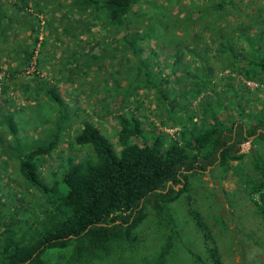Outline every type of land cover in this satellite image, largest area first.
<instances>
[{
	"label": "trees",
	"instance_id": "1",
	"mask_svg": "<svg viewBox=\"0 0 264 264\" xmlns=\"http://www.w3.org/2000/svg\"><path fill=\"white\" fill-rule=\"evenodd\" d=\"M29 1L0 0V59L5 63L3 58L10 54L16 60L13 67L5 63L0 96L10 76L31 65L36 44L33 64L34 70L39 68L37 55L45 43L43 38L37 43L32 22H21L30 29L22 41H11L12 36L5 33L15 14L9 15L3 5L9 4L12 12L25 14L28 8L41 14L39 8L31 9ZM138 1L67 0L65 7L61 0L49 3L72 13L76 8L81 17L92 14L90 24L82 27L86 30L102 17L112 26L113 35L124 38L125 31L136 34L121 25L140 16L133 9ZM217 6L213 2L210 10L206 6L194 10V20H201L200 31L189 46L175 42L168 72L152 69L156 64L146 57L155 53L150 46L149 51H135L139 55L134 62L112 77L118 85L126 80L125 87L115 89H120L116 91L119 99L111 102L114 144L97 124L82 119L71 142L84 150L83 155L60 149L55 167L59 168L50 169L49 181L41 168L58 148L60 125L53 127L55 132L51 129L47 142L27 146L21 144L23 128L13 112L0 115V130L11 136L0 134L2 166L14 159L20 178L17 188L3 192L8 186L0 175V264H172L176 244L185 251L188 264H225L207 218L190 195L194 189L190 181L207 169L209 174L218 169L219 178L224 179L245 161L249 170L241 175L239 185L264 225V89L259 86L264 84V39L242 37L235 23L226 30L219 28L222 22L216 24L218 19L210 18ZM254 33L251 29L250 34ZM132 48L124 52L128 58L136 55ZM240 80L254 82L256 87L250 89ZM42 91L57 107L52 111L55 123L70 116L73 111L66 102L62 104L54 86L42 85ZM144 97L155 104L161 126L173 129L172 134L152 122L149 128L144 126L143 114L136 113ZM243 146L248 151H242ZM179 201L185 205L186 216L181 218L172 207ZM214 220L224 231L228 229L222 216ZM189 230L193 238L187 240L184 234ZM188 241L196 248L191 249ZM262 242L264 246V238ZM260 262L258 258L245 264Z\"/></svg>",
	"mask_w": 264,
	"mask_h": 264
},
{
	"label": "rangeland",
	"instance_id": "2",
	"mask_svg": "<svg viewBox=\"0 0 264 264\" xmlns=\"http://www.w3.org/2000/svg\"><path fill=\"white\" fill-rule=\"evenodd\" d=\"M61 1V6L65 7L64 3L67 0ZM213 2L218 6L210 18L213 20L217 18L216 24L218 21L222 22L218 23L219 28L226 30L228 26H233L235 23V28L241 30L242 37L252 35L253 38L264 39V0H139L133 9L140 16L131 18L129 21L126 19L121 25L122 29L128 28L127 31L131 30L136 34L130 36L124 30L126 34L124 38L113 35L109 31L112 26L102 17L95 22L92 29H83L84 25L90 24L92 14L88 15L86 12L81 17L76 12V8L72 13L70 10L57 6L55 2L50 4L49 0L29 1L31 9L41 10V14L37 15L28 8L25 10L27 14L25 15L23 11L20 12L22 14L14 10L12 12V8L7 3L3 5L9 15L15 14L13 15L15 21L5 30L8 36H12L11 41H22L21 39L27 36L30 29L21 22L30 21L37 28V43L42 38L45 43L44 51L41 55H37V58H40L37 71L34 70L33 60L38 44L34 48L31 65L25 70L15 72L12 76L9 75L5 93L0 96L4 100L0 104V115L4 112H13L15 120L17 119L21 125L19 128H23V135L20 138L23 145L38 146L47 142L52 138L51 129L55 132L53 127L60 125L58 148L45 159L41 168L45 180H50V169L56 167L59 161L57 153L59 154L60 149L72 155H83L84 150L71 142V136L75 134L82 119L89 118L97 124L114 144L112 133L116 127L111 112L114 104L111 105V102L119 99L116 91L119 92L120 89L116 91L115 89H118L119 85L121 88L125 87L126 80H120L122 78L120 76L118 85L112 82V77H115L117 72L122 73L134 62V59L138 57L137 54L139 55L135 52L136 50L149 51L148 46L155 52L146 56L149 63L154 61L156 64L152 66V69L158 68L161 72H168L167 64L175 54L172 48L175 42L179 41L189 46L191 37L196 34V31H200L197 24L201 20L199 21L197 17L194 20V10L205 6L210 10ZM18 15L21 16L18 17ZM132 16L134 15L131 14L130 17ZM213 23L214 21L211 25ZM251 29L255 32L254 34H250ZM2 45L1 43L0 46ZM131 46L132 51L137 54L128 58L124 52L128 48L131 51ZM3 60L11 67L16 65V60L10 54ZM5 63H2L0 59V76H6ZM58 71L60 73H56ZM34 75L39 78H34ZM39 79L41 82H38ZM240 81L250 89L256 87L253 85L254 82L248 81L247 84L243 80ZM46 84L54 86L62 104L66 102L69 106L68 110L73 111L69 113L68 118L63 117L57 120V123H55V116L52 115L53 108L57 107L49 103L42 91V85ZM142 99V105L136 113L143 114L144 126L149 128V122H152L154 125H160L165 132L172 134L173 129L161 126V117L158 115L155 104L150 102L149 97ZM194 102L195 100L192 105ZM103 105L109 106L104 108ZM0 134L8 139L11 138L3 128ZM242 151H248V147L243 146ZM16 169L17 162L14 159L10 160L6 166H2V158H0V175L6 178L5 182L8 186L3 189V192L8 189L14 190L20 183ZM248 170L249 165L245 161L244 164H236L230 169L224 179L219 178L218 169L213 170L212 174H209L207 169L201 177H193L190 181L194 186L190 195L196 198L200 211L207 218L225 264H245L251 259L258 258L261 260L258 264H264V246H262L264 225L253 212L239 185L241 175ZM178 186L175 185L174 188ZM172 207L180 218L181 215L186 216L185 205L181 201L173 202ZM216 215L225 219L229 226L227 230L224 231L223 227L215 222ZM186 225L187 228L190 226L189 223ZM184 237L187 240L192 239L193 232L189 230ZM188 243L191 249L196 248L192 242L188 241ZM176 247L171 263L188 264L189 259L181 245L176 244ZM198 247L203 248L202 245ZM200 249L194 250L197 252Z\"/></svg>",
	"mask_w": 264,
	"mask_h": 264
},
{
	"label": "crops",
	"instance_id": "3",
	"mask_svg": "<svg viewBox=\"0 0 264 264\" xmlns=\"http://www.w3.org/2000/svg\"><path fill=\"white\" fill-rule=\"evenodd\" d=\"M233 36H234V39H235V37L238 36V35L235 33V34H233ZM259 86H262L264 88V84H261Z\"/></svg>",
	"mask_w": 264,
	"mask_h": 264
},
{
	"label": "built area",
	"instance_id": "4",
	"mask_svg": "<svg viewBox=\"0 0 264 264\" xmlns=\"http://www.w3.org/2000/svg\"><path fill=\"white\" fill-rule=\"evenodd\" d=\"M246 83L248 84L249 82H248V81H246ZM253 85H254V86H256V83H253Z\"/></svg>",
	"mask_w": 264,
	"mask_h": 264
}]
</instances>
